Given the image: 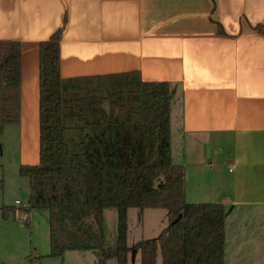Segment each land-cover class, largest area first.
Returning a JSON list of instances; mask_svg holds the SVG:
<instances>
[{
  "label": "crops",
  "instance_id": "crops-1",
  "mask_svg": "<svg viewBox=\"0 0 264 264\" xmlns=\"http://www.w3.org/2000/svg\"><path fill=\"white\" fill-rule=\"evenodd\" d=\"M58 30L63 78L170 84L186 201L193 172L187 202L264 220V0H0V41L20 44L19 120L0 133V160L18 167L39 161V45ZM29 148L35 162L23 160Z\"/></svg>",
  "mask_w": 264,
  "mask_h": 264
},
{
  "label": "trees",
  "instance_id": "trees-1",
  "mask_svg": "<svg viewBox=\"0 0 264 264\" xmlns=\"http://www.w3.org/2000/svg\"><path fill=\"white\" fill-rule=\"evenodd\" d=\"M59 36L39 45V161L18 167L29 207L48 211L49 256L91 250L93 264H127L128 209L161 208L167 227L135 244L140 264H156L158 254L161 264H224V205L187 202L184 168L172 158L170 84L133 73L63 78ZM19 83L20 44L0 41V133L18 123ZM107 208L117 210L113 246L101 229ZM1 209L4 219L14 211Z\"/></svg>",
  "mask_w": 264,
  "mask_h": 264
},
{
  "label": "rangeland",
  "instance_id": "rangeland-1",
  "mask_svg": "<svg viewBox=\"0 0 264 264\" xmlns=\"http://www.w3.org/2000/svg\"><path fill=\"white\" fill-rule=\"evenodd\" d=\"M106 109L107 103L104 104ZM174 127L171 129V154L175 156ZM191 157L192 154H189ZM187 155V158H188ZM200 169L206 170L205 164L212 159H205L201 154ZM37 149L29 148L24 161L35 162ZM178 163L176 160H173ZM227 166L216 167L225 177H230ZM193 172L188 171L186 179V199L191 200ZM28 179L19 175L18 166L10 158L0 160V264H93L97 254L91 250H67L62 256H49V220L48 211L30 208ZM205 199V198H201ZM19 200L20 204L15 201ZM2 206L14 207L7 219L2 216ZM117 210L107 208L104 212V244L113 246L117 230ZM234 209H225L224 264H264V220L255 213L238 214ZM127 245L130 251L127 264H140V249L135 244L140 240H154L168 224L167 213L161 208H132L127 213ZM93 230L99 227L94 217H89ZM106 264H116L110 259ZM157 264H161L157 259Z\"/></svg>",
  "mask_w": 264,
  "mask_h": 264
},
{
  "label": "built area",
  "instance_id": "built-area-1",
  "mask_svg": "<svg viewBox=\"0 0 264 264\" xmlns=\"http://www.w3.org/2000/svg\"><path fill=\"white\" fill-rule=\"evenodd\" d=\"M15 203H20V201L19 200H16Z\"/></svg>",
  "mask_w": 264,
  "mask_h": 264
}]
</instances>
